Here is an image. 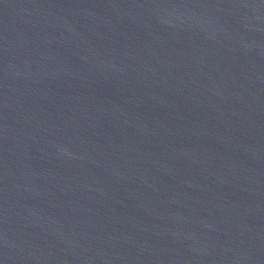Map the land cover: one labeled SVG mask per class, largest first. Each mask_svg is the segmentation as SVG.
<instances>
[{
	"label": "water",
	"instance_id": "1",
	"mask_svg": "<svg viewBox=\"0 0 264 264\" xmlns=\"http://www.w3.org/2000/svg\"><path fill=\"white\" fill-rule=\"evenodd\" d=\"M0 264H264V0H0Z\"/></svg>",
	"mask_w": 264,
	"mask_h": 264
}]
</instances>
